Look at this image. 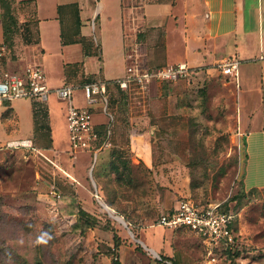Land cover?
I'll use <instances>...</instances> for the list:
<instances>
[{"label":"rangeland","instance_id":"obj_1","mask_svg":"<svg viewBox=\"0 0 264 264\" xmlns=\"http://www.w3.org/2000/svg\"><path fill=\"white\" fill-rule=\"evenodd\" d=\"M48 103L66 104L67 114L55 91ZM102 106L91 107L95 120L110 124L108 145L97 159L87 149L71 161L66 121L61 169L47 159L57 158L53 151L34 142L5 147L28 128L8 129L0 119V264H264V191L243 187L232 138L235 94L222 75L194 73L145 95L117 90L111 116ZM70 163L80 172L73 183L64 168ZM185 198L236 215L231 252L217 250L210 260L197 235L159 224ZM153 227L164 236L155 229L144 236ZM150 239L158 249L144 243Z\"/></svg>","mask_w":264,"mask_h":264},{"label":"crops","instance_id":"obj_2","mask_svg":"<svg viewBox=\"0 0 264 264\" xmlns=\"http://www.w3.org/2000/svg\"><path fill=\"white\" fill-rule=\"evenodd\" d=\"M15 6L21 30L28 26L29 31L15 35L12 54L0 56V73H22L28 64L39 62L51 91L71 86L77 105H86L84 84L125 76L135 45L150 67L186 62L191 75H222L235 94L232 138L241 154L243 187L264 190V0H15ZM4 44L0 0V48ZM232 56L239 60L236 77L219 67ZM161 84L152 83L145 94ZM49 98L50 93L46 100L2 101L0 119L8 129L28 128L25 136L8 142L30 139L62 158L66 104L53 109ZM42 106L45 120L40 118ZM94 121L106 122L103 117ZM64 168L69 181L79 178L71 163ZM151 229L165 234L153 227L144 236ZM144 243L154 250L160 242Z\"/></svg>","mask_w":264,"mask_h":264},{"label":"built area","instance_id":"obj_3","mask_svg":"<svg viewBox=\"0 0 264 264\" xmlns=\"http://www.w3.org/2000/svg\"><path fill=\"white\" fill-rule=\"evenodd\" d=\"M5 54V49L0 48V56ZM129 64L126 74L119 83L122 89L130 90L132 87L140 94L152 83L176 82L191 76L192 68L186 62L168 64L158 67H150L143 63L138 53V45L129 53ZM239 60L237 57H229L223 60L219 67L223 74L236 77L238 74ZM133 85V86H132ZM51 89L47 83V75L44 67L39 62L27 65L24 72H13L5 70L0 73V102L11 101L16 98L30 97L36 100H46ZM57 95L67 100V121L71 138V149L69 155L74 161L78 152L91 150L95 159L99 152L108 145L105 141L100 147L95 143L98 139L96 123L93 117L92 105L102 103V109L107 112L106 84L103 80L84 84L83 92L86 105L80 106L73 101L74 90L69 85L55 89ZM32 140L19 139L7 143L5 147L20 148L31 146ZM56 159H47L56 167L62 168ZM96 196L99 197L98 192ZM235 214L224 211L220 203H211L205 207H199L193 200L185 198L179 201L177 207L171 208L159 217V224L170 229L185 228L197 235L205 245L210 260H215L216 250L224 247H234L236 234L233 229Z\"/></svg>","mask_w":264,"mask_h":264},{"label":"trees","instance_id":"obj_4","mask_svg":"<svg viewBox=\"0 0 264 264\" xmlns=\"http://www.w3.org/2000/svg\"><path fill=\"white\" fill-rule=\"evenodd\" d=\"M1 4H2L3 21H4V27H5V44H4L5 45V54L6 53L12 54L15 35L19 34V33H26L27 34V32L29 31V27L26 26V27H24L23 30H21L22 26L20 25V22H19V19L17 16L15 0H1ZM4 56H1V57H4ZM163 83H169V82L166 81ZM105 84H106V96H107V100H108L107 112H108V115L111 116L110 99L116 93V91L118 90L120 93H122L126 97L132 93L130 92V90L122 89L118 80L105 81ZM112 84L114 87H113V89H110V86ZM132 91L136 92L134 86L132 87ZM96 130L98 132L99 137L95 143V146L100 147L110 137V124H109V122L106 121L104 123L96 125ZM254 190H260V189H251L249 191H254ZM198 206L199 207H205V206H200V205H198ZM235 219H236V215H235L233 223H232L233 229H234ZM222 249L227 251V252H231L233 250V247H224ZM217 250H220V249H217ZM217 250H216V252H217Z\"/></svg>","mask_w":264,"mask_h":264},{"label":"water","instance_id":"obj_5","mask_svg":"<svg viewBox=\"0 0 264 264\" xmlns=\"http://www.w3.org/2000/svg\"><path fill=\"white\" fill-rule=\"evenodd\" d=\"M108 208V207H107ZM112 210V209H111ZM119 217V216H118ZM121 218V217H120ZM121 222H123L125 225H127V223L125 222V220L123 218H121Z\"/></svg>","mask_w":264,"mask_h":264}]
</instances>
